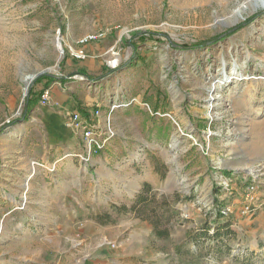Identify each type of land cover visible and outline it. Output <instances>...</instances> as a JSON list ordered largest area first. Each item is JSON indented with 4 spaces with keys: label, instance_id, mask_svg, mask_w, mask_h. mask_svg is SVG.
<instances>
[{
    "label": "rangeland",
    "instance_id": "1",
    "mask_svg": "<svg viewBox=\"0 0 264 264\" xmlns=\"http://www.w3.org/2000/svg\"><path fill=\"white\" fill-rule=\"evenodd\" d=\"M73 113L112 135L94 156L149 181L169 237L57 136ZM217 209L259 246L189 239ZM0 264H264V0H0Z\"/></svg>",
    "mask_w": 264,
    "mask_h": 264
},
{
    "label": "crops",
    "instance_id": "2",
    "mask_svg": "<svg viewBox=\"0 0 264 264\" xmlns=\"http://www.w3.org/2000/svg\"><path fill=\"white\" fill-rule=\"evenodd\" d=\"M58 99H60L62 102L69 101L68 96L65 95H61L60 98ZM77 109H73V111ZM55 126H57L56 131H58L59 134L57 135L58 137L60 136V138L68 140L71 144L74 143V140L78 136L76 135L77 137L74 138V134L71 129L66 128L63 125L62 121L56 123ZM102 156H103L102 154H95L94 156V162H96L95 163L96 168L93 170V177L94 176L97 177L101 185L103 184L108 185L109 189L111 190V194H110L111 201L114 200V198H116L117 200L123 203H131L135 198V195L138 192H140V190L142 189L143 184L149 181L147 179L137 178L135 175L132 174V172L131 173L126 171L123 172L121 168V165L123 164H121L118 168L117 166H115L116 163L117 164L119 163V161H116V163L112 164L111 166L107 165L104 162L105 159L104 160L102 159ZM122 162H125V160ZM129 164L130 162L127 163V165ZM98 171L99 173L97 174ZM129 171H131L130 167H129ZM128 190L130 191L128 192ZM129 193H130L129 197H125ZM237 206L239 207V205ZM133 214L135 215L136 213ZM116 216H118V214H116ZM124 217L125 216L123 215L119 216V220L123 219ZM140 220L142 221L143 219L140 217ZM143 221L150 227V236H153V225L147 220H143ZM247 226L244 228V231H241V233L237 230V228H235V226L232 227L236 231V237L231 240V244L234 242L236 244L240 243V245L242 244L243 246H246L249 249L254 250V248H257L259 246L262 238L261 235L255 234L253 228L248 230ZM244 234H249V235H244ZM233 240L235 241L233 242Z\"/></svg>",
    "mask_w": 264,
    "mask_h": 264
},
{
    "label": "trees",
    "instance_id": "3",
    "mask_svg": "<svg viewBox=\"0 0 264 264\" xmlns=\"http://www.w3.org/2000/svg\"><path fill=\"white\" fill-rule=\"evenodd\" d=\"M53 78L51 80L48 78L46 79V81L42 87V90H41V92H39L37 97H42L45 89L48 88L52 84V80H54ZM32 93H33V88H31L29 95L32 96L33 95ZM30 96L28 99H30ZM214 191H215V193H217L219 190L214 188ZM152 193L153 192H152L150 184L148 182H146L144 184V187L140 190V192H138L135 195V198L131 202V205L130 206L125 205L124 208H125V211L134 212L139 217H141L143 220L149 221L153 225V234L156 237L167 238L170 236L169 228L162 226V219L159 216H155L153 218L151 216V214H149V213H152L154 215L156 213L155 208L149 207V200L150 199L148 198L149 197L148 194L154 195ZM150 197L153 198V196H150ZM186 199L191 200L192 196H188ZM215 202H217V201H215ZM104 217H106L107 219L106 220L105 219L100 220L97 217V221H99L102 224L112 222L111 214L107 213V214H105ZM231 223H232L231 220L223 218L222 211H220V209H217V212L215 213V224H214V226L212 227L207 222L202 227H200L194 234L191 235V233H190L189 239H191V240H193V239L194 240L204 239L207 241L209 239H213L214 243H212L213 245H210V248L212 250L218 249V251L222 250L224 252L225 248L228 247L229 242L236 237V231L232 228ZM210 229H213L212 234H210ZM180 247L181 246H177V248H176L177 253L181 252L182 248H180ZM238 250H239V252L234 253V254H232V251H231L230 255L232 257H236V258L241 257V255L243 254V252H242L243 249L238 248ZM216 257H218V256H216Z\"/></svg>",
    "mask_w": 264,
    "mask_h": 264
},
{
    "label": "built area",
    "instance_id": "4",
    "mask_svg": "<svg viewBox=\"0 0 264 264\" xmlns=\"http://www.w3.org/2000/svg\"><path fill=\"white\" fill-rule=\"evenodd\" d=\"M96 37H99V36L95 34H89L85 36L84 38H82L81 42L87 43ZM74 56L77 58H82L84 57V54L82 52L77 51ZM42 97L44 101L49 100L50 92L48 89L44 91ZM130 100L125 101L123 99L122 100L117 99L116 101H120V103L118 104L116 101H114V103L116 104H113L111 110L114 111L118 107L126 106ZM108 122L109 124L107 126L111 127V119ZM66 126L69 129H71L80 138L82 142V146H83L82 148L83 152H80L79 154H77V157H79L80 162H84L87 165L88 163L91 164L93 160L92 159L94 156L93 150L103 149L104 146L107 144L109 138L112 136L108 134V132L98 134L97 133V129L99 127L98 123L89 122L87 118L81 115L75 114V113L69 115L66 121ZM248 187H249L248 188L249 192L246 195L248 200H247V203L243 205L242 213L247 214L248 216L252 217L256 213V209L255 207H253L255 200H256V193H255L256 186L254 183H252Z\"/></svg>",
    "mask_w": 264,
    "mask_h": 264
},
{
    "label": "bare ground",
    "instance_id": "5",
    "mask_svg": "<svg viewBox=\"0 0 264 264\" xmlns=\"http://www.w3.org/2000/svg\"><path fill=\"white\" fill-rule=\"evenodd\" d=\"M246 3H247V2H246ZM248 7H250V4H249V3L246 4L245 6H243V9H244V10H247ZM228 23H229V24H232V22H228ZM57 46H58V48L60 49L59 42H57ZM117 61H119V59H118ZM114 63H115V61H114ZM113 65H114V64H113ZM24 80H25V82H26L27 84H29L30 81L32 80V76H25V77H24ZM249 169H252V168L250 167Z\"/></svg>",
    "mask_w": 264,
    "mask_h": 264
}]
</instances>
